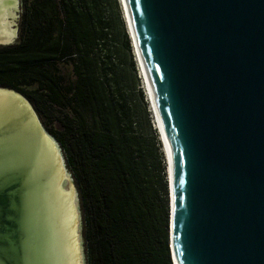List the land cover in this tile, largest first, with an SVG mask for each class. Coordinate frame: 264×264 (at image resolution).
Masks as SVG:
<instances>
[{
	"label": "water",
	"instance_id": "1",
	"mask_svg": "<svg viewBox=\"0 0 264 264\" xmlns=\"http://www.w3.org/2000/svg\"><path fill=\"white\" fill-rule=\"evenodd\" d=\"M122 2L172 166L173 264H264V0ZM0 90L59 147L25 95ZM3 143L16 166L0 173V264H32L34 210L13 191L33 182L34 196L45 177L23 142Z\"/></svg>",
	"mask_w": 264,
	"mask_h": 264
},
{
	"label": "trees",
	"instance_id": "2",
	"mask_svg": "<svg viewBox=\"0 0 264 264\" xmlns=\"http://www.w3.org/2000/svg\"><path fill=\"white\" fill-rule=\"evenodd\" d=\"M23 1L18 41L0 45V87L25 95L64 150L88 264H173L166 166L143 93L121 76L116 55L132 42L108 10L116 0Z\"/></svg>",
	"mask_w": 264,
	"mask_h": 264
},
{
	"label": "bare ground",
	"instance_id": "3",
	"mask_svg": "<svg viewBox=\"0 0 264 264\" xmlns=\"http://www.w3.org/2000/svg\"><path fill=\"white\" fill-rule=\"evenodd\" d=\"M17 4V0H0V42L7 43L16 34V29L13 28L10 17L15 14L14 8ZM138 62L141 66L139 59ZM143 73L146 77L144 70ZM146 83L150 91L147 78ZM151 101L155 123L160 128L153 99ZM10 111L15 112L17 115L24 114L20 117V122L23 123L13 118L12 116L15 115L10 114ZM26 113L27 110L22 103L19 104L18 100L0 90V123L7 120L10 122L7 129L0 124V143L14 142L20 145L23 142L25 151L35 152V160H39L40 163L38 170L41 171L37 173L45 177V182L33 196L32 207L37 228L32 230V236L36 234L43 240L47 264H83L80 243L81 233L78 229L79 218L75 202L76 190L72 183L68 187L64 185V181L69 180L70 182V179L67 178L63 153L58 151L60 149L57 146L55 147L54 140L48 142V140L41 139L32 120L25 116ZM24 116L25 119H23ZM163 149L168 161L167 174H171L172 166L165 142Z\"/></svg>",
	"mask_w": 264,
	"mask_h": 264
},
{
	"label": "rangeland",
	"instance_id": "4",
	"mask_svg": "<svg viewBox=\"0 0 264 264\" xmlns=\"http://www.w3.org/2000/svg\"><path fill=\"white\" fill-rule=\"evenodd\" d=\"M18 4L16 5V7L14 8V12H15V16L14 17H10V20L12 21V25L13 28L16 29V34L13 37L12 40H10V44L11 43H15L18 41L19 39V35H20V27H21V16H22V11H23V7H24V1L23 0H17ZM117 3H114L113 1H110V8L112 7L113 9H108V10H113V18H115V14L117 13V10L119 11L120 14V22L121 24L124 26L125 31L127 33H129V37L130 36V29L128 27V23H127V18L125 15V9H124V5L122 0H116ZM121 25V28H122ZM120 28V29H121ZM131 42H132V49H131V56L130 54L121 52V50L119 49L120 54L116 55V59L120 65L121 68V76L124 78H129L130 79V90H133V94L136 95V99H138V95L139 91L143 93L144 95V99L143 102L139 104V109L142 111V115H144V120L146 121V119L149 120L150 122V127L156 131L157 133V138L159 140V151L162 153L163 156V162L162 164L166 166V173L167 171V158L165 157L166 154L164 152L163 149V143L162 141L159 139L160 133L158 132V130L156 129V123H155V117H154V112L152 111V101H151V97H150V91L147 88V83H146V77L144 76L143 73V69L142 67L139 65L138 59H137V54H136V50L133 44V40L131 38ZM120 42L117 41V44H119ZM130 57H132L133 61H134V69H132V65L130 64ZM68 72H71V66H68L66 69ZM143 109H145V112H143ZM145 113H146V119H145ZM55 126L58 128L59 127V123H56ZM147 128V127H146ZM50 133V132H49ZM51 134V133H50ZM53 136V134H51ZM56 141L58 142V140L56 139ZM59 143V142H58ZM58 148L60 149L59 151L63 153L64 157H65V153L63 148L61 147L60 143L58 144ZM3 150H0V173L1 172H10V170H12V168H15V154L13 151H11L12 146H8L6 148H2ZM62 150V151H61ZM163 150V151H162ZM18 163L19 165L22 166V168H24V170L26 169L27 166V160L25 158H22L20 156H18ZM65 164H67L66 162V157H65ZM26 172V171H25ZM66 172L67 175L70 179L69 180H65L64 181V185L65 187H68V185L70 183H72V185L74 186L75 190H76V198H75V202L77 204V211H78V218H79V232L81 233L80 235V243H81V253H82V263L83 264H88V258H87V252H86V246H85V221H84V212L82 209V202H81V197H80V190L78 187V184L76 182V179L74 178V175L72 174L71 170L68 167V164L66 165ZM167 182H168V189H169V181H168V174H167ZM26 185H24L23 187H21V190L17 192L15 189L13 191L14 197L16 198L17 202H20L21 204H26L28 206H32L33 204V198L30 196L34 194V190L31 188L32 185H35L33 182H25ZM21 195V198H19L18 196ZM170 198V196H169ZM32 218V217H31ZM32 221V220H31ZM27 220H26V224H27ZM32 225H34L33 222H31ZM35 230V229H34ZM35 232V231H34ZM30 243L33 245H31L32 248V252H34V254H32V259L27 258V262L31 261L32 264H43L44 260V250H43V240H41L36 234L35 236H30V234L27 235ZM28 246L30 245L29 242H27ZM40 245V248H39ZM31 252V253H32ZM34 255V256H33ZM50 264V263H49Z\"/></svg>",
	"mask_w": 264,
	"mask_h": 264
},
{
	"label": "flooded vegetation",
	"instance_id": "5",
	"mask_svg": "<svg viewBox=\"0 0 264 264\" xmlns=\"http://www.w3.org/2000/svg\"><path fill=\"white\" fill-rule=\"evenodd\" d=\"M40 120H41V118H40ZM41 122H42V120H41ZM42 124H43V122H42ZM43 126L45 127V125L43 124ZM45 129H46V127H45ZM46 131H48L47 129H46ZM48 133H49V131H48ZM56 139V138H55Z\"/></svg>",
	"mask_w": 264,
	"mask_h": 264
}]
</instances>
